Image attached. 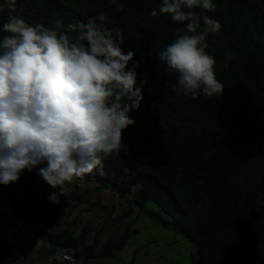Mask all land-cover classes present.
Instances as JSON below:
<instances>
[{"label":"trees","instance_id":"16d2710c","mask_svg":"<svg viewBox=\"0 0 264 264\" xmlns=\"http://www.w3.org/2000/svg\"><path fill=\"white\" fill-rule=\"evenodd\" d=\"M161 2L16 0L14 10L0 8V38L3 23L13 15L54 28L56 20L66 24L105 13V26L122 30L123 49L133 50L140 62L138 81H147L139 111L130 113L136 123L124 130L119 152L103 157V175L94 170L83 176L97 186L93 192L113 191L126 201L106 222L122 225L137 207L192 244L178 264H264V0H213L215 10L204 13L221 24L219 33L207 37L206 51L217 61L215 75L224 91L211 98L201 93L197 99L166 87L176 82V73L158 54L183 25L167 15L150 16ZM43 166L24 170L17 182L0 184V194L17 219L38 227L28 249L44 235L55 245L77 247L86 234L73 236L74 225L63 227L59 215L73 202L88 204L92 193L66 184L67 196L59 204L50 202L49 194L59 189L38 174ZM99 201L95 207L105 210ZM135 223L136 218L128 226ZM127 234L108 239L102 251L91 255L112 258L126 247Z\"/></svg>","mask_w":264,"mask_h":264},{"label":"clouds","instance_id":"9594fccd","mask_svg":"<svg viewBox=\"0 0 264 264\" xmlns=\"http://www.w3.org/2000/svg\"><path fill=\"white\" fill-rule=\"evenodd\" d=\"M5 6L14 10L16 0H5L0 8ZM215 8L213 0H162L158 10L150 11L151 17L167 15L172 22L183 25L174 29V40L158 54L167 70L176 73V82L166 85L176 95L197 99L201 93L209 98L223 94L224 85L215 75L217 61L206 51L209 34L221 30L219 21L204 14ZM105 20L106 14L100 12L86 20L73 18L66 24L56 20L54 28L31 25L19 15L3 23L0 184L17 182L24 170L32 172L44 165L38 174L59 189L48 197L59 204L60 197L67 196L66 184L84 194L81 184L94 183L83 176L94 170L103 175V157L121 149L124 130L136 123L130 113L139 111L147 81H138L140 62L134 60L133 50L123 49L122 30L106 27ZM230 60V56L225 58V68L230 66ZM81 205L73 202L59 219L63 227L74 225L73 236L83 221L80 213L75 216ZM141 216L144 215L135 207L134 215L116 226H110L106 216L92 244L87 242L92 225H82L78 237L83 232L86 236L77 247L55 245L44 235L54 247L52 260L66 264H77L81 259L101 260L91 254L102 251L108 239H119L120 233L122 239L130 228L127 246L138 235L135 225ZM135 218L134 226H128ZM17 226L23 243L29 245L36 239L37 226L23 219H18ZM105 232H109L106 238ZM3 239L4 232L0 231V240ZM124 249L106 259H116ZM135 260L136 257L127 264Z\"/></svg>","mask_w":264,"mask_h":264},{"label":"rangeland","instance_id":"374dc122","mask_svg":"<svg viewBox=\"0 0 264 264\" xmlns=\"http://www.w3.org/2000/svg\"><path fill=\"white\" fill-rule=\"evenodd\" d=\"M96 187L95 184H81L83 192L89 194L92 193V196L88 204L81 205L82 207H79L75 212V216H77V213L81 214L83 221L80 225L79 223H76L77 226H79L78 231H75L74 236L78 237L82 225L87 223L91 224L93 229L88 232L87 242L89 244L93 243L96 231L103 227L105 217L109 216L112 212V218L116 217L117 214L121 212V209L127 205L126 201L113 191L102 190L98 193L93 192ZM71 188L73 187L71 186ZM1 196L2 195L0 194V197ZM98 198H100V205L102 208H105V210H100L95 207ZM1 208L4 207L1 206ZM65 211H68V209ZM63 215V213H60V220L63 218ZM16 221L15 218L12 219V223ZM135 228L138 230V235L130 240L126 248L116 259H101L93 261L89 259L88 264H127V262L132 261L134 257H136V260L132 264H178L177 262L180 255L184 254L186 250L190 251L193 248L192 244L188 242L185 237L164 229L160 225L153 223V221L147 217L141 216L138 219ZM1 229H3V226L0 225V230ZM108 235L109 232H105L103 237L106 238ZM139 249H141V251L136 255L135 252ZM20 251H24L26 254L28 253L31 259L32 257H35V252L29 250L28 245L25 243L24 247L20 248ZM178 252L180 254H178ZM185 262L186 259H184L182 263ZM30 263L33 264V260H30ZM24 264H29V261H25ZM57 264L66 263L58 262Z\"/></svg>","mask_w":264,"mask_h":264},{"label":"crops","instance_id":"0c3cea01","mask_svg":"<svg viewBox=\"0 0 264 264\" xmlns=\"http://www.w3.org/2000/svg\"><path fill=\"white\" fill-rule=\"evenodd\" d=\"M4 202V203H3ZM0 225L4 232V239L0 240V264H24L25 261L33 260V264H57L52 260L54 247L50 244L44 236H42L34 247L30 248L35 252V257L30 258L28 253L20 251L24 247L21 231L17 226L18 219L15 217L10 201L6 197H0ZM17 221L12 223V219ZM10 222V223H9ZM23 243V244H22ZM77 264H88V260H79Z\"/></svg>","mask_w":264,"mask_h":264},{"label":"built area","instance_id":"2783aa9c","mask_svg":"<svg viewBox=\"0 0 264 264\" xmlns=\"http://www.w3.org/2000/svg\"><path fill=\"white\" fill-rule=\"evenodd\" d=\"M32 237H34V236H33V233H32ZM64 257H67V256H64Z\"/></svg>","mask_w":264,"mask_h":264}]
</instances>
